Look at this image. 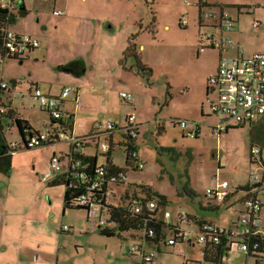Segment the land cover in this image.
Listing matches in <instances>:
<instances>
[{"label": "crops", "instance_id": "1", "mask_svg": "<svg viewBox=\"0 0 264 264\" xmlns=\"http://www.w3.org/2000/svg\"><path fill=\"white\" fill-rule=\"evenodd\" d=\"M71 1H73V3ZM76 1H78L77 5ZM22 2L24 4V11H22V8V10H19L20 13L18 10L14 11L10 17L11 20L9 28L18 33H29L37 36L40 39L41 44L37 48H32L24 57H6L1 63L3 77L10 81H17L14 88L10 92H7V94L6 92L0 93V100L10 106L8 109L11 110V118L9 119V123L6 124L7 129L11 124H15L16 118L28 120L32 127L36 130L43 131L53 129V122L50 114L40 108L36 97L34 98L31 96L30 92L33 93L36 87H40L44 93L60 97L61 91L66 84L74 85L77 88V91L72 92L68 98L62 100L65 121L68 124V134L72 135V137L77 140V138L86 137L87 135L100 131H96L94 129V123L96 121L102 122L103 128L101 130L105 129L104 127L109 119L115 122L116 129L112 135L115 145H113L111 150L110 160L118 167H126L128 169L126 171L127 173L124 183L116 186L114 185L115 194L112 195L114 198L113 200L110 198V200L114 203L121 202L124 194L127 191L132 190V184L142 183L151 185L147 182L146 177L138 179V176L135 175L132 177L134 174L128 172L130 169L132 171L138 170L132 167H127L126 154L121 145L126 140L125 127L127 124V116L130 114H136V122L139 126V136L135 143L138 148L139 157L145 163L147 158L143 156V152H141L139 148V142L143 139L144 135L149 132L146 125L149 123L156 125V135L160 138L158 140L160 148H157L158 152L155 154L156 162L161 160L160 156L163 155V153H161L163 151H170L175 159H179L183 152L189 154L192 158L193 153L190 148L187 147V149H184L179 145L182 139L191 137L188 135L187 129L180 126L179 120L187 119L190 121L204 119L203 117H210V113L213 112L211 102L217 100L219 93L217 87L210 84L209 79L211 75L218 71L222 55H238V50L236 48L222 51L211 45L207 34L216 33L219 35L220 30L218 27L205 26L201 22L200 15H202V8L200 10L198 0L184 1L187 7L194 10V13L195 11L198 12V24L196 23L192 25L196 30V40L194 42L196 55L183 58V64H186L183 68L182 65H177V60L180 61L181 58H177L176 61L175 59H172L174 63L177 62L174 64L175 70L167 69L158 73L155 72L154 68L148 62L139 57L141 63L143 64L142 68L151 74L149 77L143 75L141 76L139 72H137L135 66L138 64V60L135 57H124V52L129 44L132 34L136 35L134 41L137 46L136 50L139 56V49H143L146 46L145 43H139V40L143 37L147 30L137 18L130 20L127 15L123 16L119 11L117 14L113 13L112 9L109 7L105 8L103 6L104 0H23ZM207 2L210 6L215 7V10L217 11L221 9L219 6L223 5L225 6L224 8H227V6L234 8L233 6H236L238 14H242L241 12L244 10L251 13L253 20L251 22L252 28L250 29L252 31L250 30L248 33H245L244 25H237L240 19L230 14L235 23L234 30L230 32V36L236 44H240L243 47L245 55L258 51H264V0L254 6V8L250 5L229 3L223 0H207ZM99 3L100 6L102 5L100 8L102 11L97 14L95 9ZM152 6H155V0L154 3H152ZM238 6L242 7L239 8ZM56 10H62L63 13L57 15L55 14ZM150 11H152L151 13L155 19V24L151 22L150 25V31L153 32L157 31L158 26L161 23L156 12L160 11L156 8H151ZM181 18H179V24ZM255 20L259 21L257 27L253 26ZM50 24H55L53 32H50L48 29V25ZM190 24L191 23L189 21L187 25L189 26ZM166 27H168V25H166ZM97 37L104 38L105 41L112 43L111 46L113 48L114 59L108 65L105 64L102 66L104 69L103 75H101L100 71L96 67L90 66L89 68V61L87 59H92V56L94 58V52H97ZM91 48L93 49V52ZM52 52H56L57 54L55 58L56 60L53 62H55L59 68L65 69L64 75L66 79L65 83L61 85V89L58 92H54L42 87L40 81H31L32 83L30 82L28 89V97L33 98L37 104H32V100L30 104L23 106L22 109L13 105L15 100L13 90L18 85V79L17 76L14 75V71L13 73L9 72L8 67L12 66L17 68L16 59H19L20 63L27 60L47 63L49 62L48 59L51 58ZM132 58L134 59V63L130 64V59ZM167 59L168 58H163V60ZM73 61H76V63H74L71 68L64 67ZM113 69H118L119 72L115 74L114 77L124 84L122 85V89L116 92L118 97L117 100H121L123 105H125L124 103L128 105L126 112L120 119L121 122L115 121L114 119L104 115V113H106L104 108L108 109L112 114L117 113L114 112L112 107V104L117 102L112 98V91H108L109 78L112 79L113 77ZM6 72L9 73V75H6ZM177 72H180L182 77V80L179 83H176L173 79V74H179ZM152 78H154L155 81L160 82L163 80L165 87L164 91L159 89L154 93V95L152 94L153 104L148 107L140 100L141 93L138 86H146L145 79L147 82H150ZM129 81H135V83H127ZM193 85H195L196 88L193 87ZM87 88L89 89L90 94L84 96L83 93L84 91H87L85 90ZM121 91L132 92L134 95V102L129 103L124 101L120 97ZM93 95L104 96L101 97L103 102H101V99H98L103 108L96 107L97 105L92 101L88 108L85 109L83 107V97H91ZM4 96H6L8 101H6ZM25 96L26 94L22 93V97ZM94 107L98 108V115H94L93 113V119L88 120L87 114L92 111L94 112ZM178 108L182 111L178 110ZM85 112L87 113L83 115ZM263 119L264 116H260L257 120H253L254 122H249L252 124L251 126L255 127L260 124ZM192 124L193 123L191 122V125ZM193 125L196 126V124ZM260 127L261 125H259V128ZM11 132H13V128L11 129ZM198 133L199 135L194 136V138L200 137L202 133L201 125H199ZM262 139L263 131H261L259 138L252 139L250 142V151H248L252 162L250 172L255 171L261 174L258 182H250L249 174L248 181L246 183H236L237 181L235 183H231L228 179H220L219 174L215 175L217 183L219 181L228 180L231 185V194L223 202L218 203L214 199L208 197L206 195V190L208 188L205 190V193L197 191V183H195L191 178L189 169H185L186 175L189 176L188 180L183 181L181 187H178V185L176 187L177 192L174 198L179 200L180 204L177 205L178 209L175 214H173V211L169 208L173 199L152 185L161 194L168 197V204L161 209L163 210L162 214H164L165 210L171 212L169 217H165V221L174 226L191 230V240H179L175 244H170L169 240L173 237L174 232L169 229L165 230L166 232H163L161 235L162 237H160L158 241L143 237L141 232L138 230H130L127 231L126 234H122L125 238H123L124 240L120 243V251L117 252L111 247V242L109 240L110 238H115L116 236L103 235L96 230L97 228L93 227L94 232H87L88 237L84 241H78L74 237L68 239L61 236L58 243L56 235L50 233L47 235L43 232H40L39 234H32L33 230L38 232V230L36 231L35 229L32 231L30 229V232H27L25 229L26 225L29 224V221L24 218H22L23 225L19 228L8 226V223H5L6 218L3 214L4 210L0 207V264H34V261L40 264H74L78 260H87L89 264H115V260H122L125 264H141V254L130 253L131 246L135 243L141 245L142 251H155L161 264L163 263L160 256L161 254L172 255L174 253H177V255L181 257V261L178 264H211L207 262L206 259L207 246L196 241V235L199 231L198 223L201 221H212L224 225L232 232V230H236V226L233 223L236 221L242 208V199L244 197L254 195L264 201V147L261 144ZM62 141L64 140L54 142L55 144L52 143L55 148L52 152V156L59 155L61 159L62 172L65 173L68 171L70 165V158L68 157V154L70 152L71 144L70 141L67 140L69 143L66 145L67 149L61 151L57 148ZM94 141L96 142L97 154L87 151V147L92 144V141L89 139L86 141V147L84 146L82 148L83 154L96 156L100 165L107 163L108 158L99 150L97 141ZM101 141H104V139L102 138ZM252 146H259L262 150L261 154L257 158L253 157L251 154ZM118 147H121V150L124 152V163H120L115 159L114 152ZM248 148L249 147H247V150ZM99 153L104 156L103 160H100L98 156ZM65 160L68 161L66 162ZM162 170L163 168L161 167L160 171ZM127 176H129L128 183L126 181ZM44 179L50 181V179L46 178V174ZM240 186H249L250 188L242 189L239 188ZM191 190L193 194L189 193ZM190 201L192 203H190ZM196 203L198 206H196ZM226 212H228L231 216L230 220H228L227 217H224L227 214ZM71 223L73 224V221H71ZM64 225L67 224L61 225L62 230ZM89 227L91 230V226ZM70 229L73 233L77 232L74 226L70 225ZM65 231L70 232V230H63V232ZM42 234H45V237H42ZM34 235H38L42 238L40 242L35 243ZM125 235L134 239V243L125 247V240H127ZM229 237L230 240L232 239L233 241L229 242L228 246H225L226 249L222 257V262L224 264H264V256L257 257L241 251L236 245L238 244L236 236L230 235ZM70 240L71 242L74 240V246L77 251L74 252V249L70 248ZM112 245H114V242H112ZM84 246H86L83 248L85 250L81 251V248ZM34 248L38 251L37 260H35V257L33 259L30 257L32 253L35 256ZM125 248H127L130 257H133L127 258ZM92 250H94L93 258L85 257L88 255L91 256ZM233 252L241 255L243 257L242 261L239 263L230 262L228 260V256Z\"/></svg>", "mask_w": 264, "mask_h": 264}, {"label": "rangeland", "instance_id": "2", "mask_svg": "<svg viewBox=\"0 0 264 264\" xmlns=\"http://www.w3.org/2000/svg\"><path fill=\"white\" fill-rule=\"evenodd\" d=\"M184 1L185 0H155V6H152L154 0H104L103 6L112 9L113 13L117 14L119 11L123 16L127 15L130 20L137 18L138 21L145 26L147 32L140 38L139 43H145L146 46L143 49H139L140 57L148 62L154 68L155 72L158 73L167 69L175 70L174 64L177 62V65H182L183 68L186 65L183 64V58L196 55L194 50L196 30L192 25L196 23L198 24V12L195 11V14L194 10L187 7ZM223 1L250 5L254 8V6L263 0ZM71 2L73 3V1ZM77 4L78 1H76V5ZM101 7L102 5L100 6L99 3L95 9L97 14L102 11L100 9ZM233 7L234 8L227 6L224 11H227L232 16H236L240 19L237 25H244L245 33H248V31L251 30L250 28H252V14L245 10L241 12L242 14H238L237 7ZM151 8H156L160 11L156 12L161 21L157 31L153 32L150 31V25L151 22L155 24V19L151 13L152 11H150ZM18 12L20 13L19 10ZM182 14L188 22L190 21L191 24L189 26H182L179 24V18L182 17ZM54 25L55 24L48 25L50 32L54 31ZM166 25H168V27H166ZM96 41L98 43V49L97 52L95 51L96 53L94 52V58L93 56L92 59L87 58L89 61L88 65L89 68L90 66L96 67L101 75H103L104 69L102 66L105 64L108 65L114 59L113 48L111 46L112 43L105 41L104 38L100 37H97ZM91 50L93 52L92 48ZM56 56V52H52L51 58L48 59L49 62L47 63L36 62L33 60H27L20 63V60L16 59L17 68L12 66L8 67L9 72L13 73L14 71V75L17 76L18 79V85L13 90L15 96L13 105L22 109L23 106L30 104L32 100V104H37L33 98L28 97V89L31 81H40L42 87L54 92H58L61 89V85L65 83L66 79L64 75L65 69L59 68V66L53 62L56 60ZM163 58L168 59L163 60ZM177 58H181L180 61H178ZM172 59H175V61L177 60V62L174 63ZM130 60V64L134 63L133 58ZM135 67L141 76L149 77L151 75L145 69L140 68L138 64H136ZM113 70V77L112 79L109 78L108 91H112V98L117 102L112 104L114 112L117 113L112 114L108 109L104 108L106 110L104 115L119 122L126 112L128 105H126V103L123 105L121 100H117L118 97L116 92L120 91L124 84L114 77V75L119 72L118 69ZM177 73L179 74H173V79L176 83H179L181 82L182 77L180 72ZM6 75H9V73L6 72ZM127 83H135V81H129ZM145 83L146 86H138L141 93L140 100L150 107L153 104L152 94L154 95L159 89L164 91L165 86L163 80L161 82L155 81L154 78H152L150 82H147L145 79ZM65 86L74 85L66 84ZM193 87L196 88L195 85H193ZM85 90L87 91H84V96L90 94L88 88ZM22 93L26 94V96L22 97ZM4 97L6 99V96ZM101 97L104 96L93 95L91 97H83V107L85 109L88 108L92 101L97 105L96 107L101 108V103L98 101ZM6 101L8 100L6 99ZM101 102H103V99H101ZM96 107H94V112L92 111L87 114L88 120L93 119V113L94 115H98V108ZM178 110L182 111L180 108H178ZM86 113L87 112L83 113V115ZM203 118L204 119L190 120L193 124L198 123L201 125L202 133L200 137H186V139H182L179 144L184 149H187V147L190 148L193 153L192 158L189 154L183 152L179 159H175L170 151H163L161 152L163 155L160 156L161 160L157 162L155 161V154L158 152L157 148H160V143L158 142L160 138L156 135L157 127L155 124H146L149 132L144 135L143 139L139 142V148L141 152H143V156L147 158L146 167L137 171H132L131 169L128 171L129 173L134 174L132 177L135 175L138 176V179L146 177L148 183L169 195L173 199V202H171L169 206L173 211V214H175L178 209L177 205L180 204V201L174 198L177 192L176 187L177 185L178 187H181L183 181L188 180L189 178L185 173V169H189L191 178L197 183L196 189L199 192L201 191V193H205V190L209 187H216V174H219L220 179H228L231 183H235L236 181V183H246L248 181V174L252 168V162L248 152L250 151V142L254 138H259L261 131H263L261 144L264 147V119L255 127L251 126L252 124L250 122H246L243 127H234L237 125V121L231 119L225 114L220 115L213 111L210 113V117ZM11 125L8 129H5L7 140L11 143L15 141L22 142L23 139L18 127L16 124ZM259 125H261L260 128ZM12 128L13 132H11ZM216 128L220 129L221 133L216 132ZM53 144L49 146L18 149L12 155L11 172L5 173L0 171V207L4 210L3 214L6 218L5 223H8V226L19 228L23 225L22 218H24L29 221V224L26 225L25 229L27 232H30V229L31 231L33 229L36 231L38 230V232L33 230L32 234L43 232L47 235H49L48 233L56 235L58 243L61 236L68 239L74 237L78 241H84L88 237L87 232H94V225L92 219L88 217V211L84 209L65 208V183L52 184L50 182L51 180L44 179L46 172L50 170V159L52 152L55 149ZM68 144V141L64 140L59 144L57 149L64 151L67 149L66 145ZM247 147H249L248 150ZM87 151L97 154L95 141L87 147ZM114 155L116 161L124 163V152L121 150V147L116 149ZM98 156L100 160L104 159L102 154L99 153ZM65 161L67 162L68 160ZM161 167L163 168L162 171H160ZM128 178L129 176H127V183L129 182ZM113 198L114 197H111V200H113ZM190 203L192 202L190 201ZM196 206H198L197 203ZM226 213L227 214L224 217H227L228 220H230L231 216L228 212ZM71 221H73V224ZM63 224L74 226L77 232L73 233L71 229L70 232H63L61 229V225ZM89 226H91V230ZM6 231L8 232L7 229ZM123 233L126 234V232ZM45 234H42V237H45ZM125 236L127 237V235ZM34 237L35 243L40 242L42 239L38 235H34ZM109 240L111 242V247L117 252L120 251V243L124 239L116 236ZM73 241L71 242L70 240V248H73V251L75 252L77 250ZM112 242H114V245H112ZM131 243H134V239L127 237V240H125V247L129 244L131 245ZM85 247L86 246L82 247L81 251L85 250L83 249ZM36 248H34L35 256L32 253L30 256L31 259L35 257V260H37L38 258V251ZM127 248H125L127 258L133 257H130ZM93 253L94 250H92L91 256L88 255L85 257L93 258ZM160 256L163 262L162 264H178L181 261V257L177 255V253L172 255L161 254ZM242 259L243 257L236 254V252H233L228 256L230 262L239 263ZM34 264L40 263L34 261ZM74 264L89 263L87 260H78ZM115 264L125 263L122 260H115Z\"/></svg>", "mask_w": 264, "mask_h": 264}, {"label": "built area", "instance_id": "3", "mask_svg": "<svg viewBox=\"0 0 264 264\" xmlns=\"http://www.w3.org/2000/svg\"><path fill=\"white\" fill-rule=\"evenodd\" d=\"M23 0H0V11H7L8 21L0 26V70L1 63L6 57H24L29 53L32 48L40 46L41 42L37 36L29 33H18L9 28L10 17L15 10L20 9V3ZM48 1V0H45ZM188 1V0H187ZM206 0H200L204 3ZM205 9V10H204ZM201 15V22L208 27H218L219 35L216 33H209L208 40L211 45L222 51H227L231 48L238 50V55H222L218 71L211 75L209 82L218 89V98L211 102V108L214 112L222 115L225 114L231 119L246 123L258 119L260 116H264V51H258L252 54L245 55L244 49L240 44H236L230 36V32L234 30V20L227 11H216L212 7H205ZM62 10H56L55 14H62ZM187 19L183 17L181 19L182 26H186ZM259 24L258 20L253 23L254 27ZM2 73V70H1ZM8 87V82L4 80L3 75H0V88ZM75 89L74 86H65L60 97L51 96L42 91L40 87L34 89L35 96L39 100L40 105L50 112L51 116L56 119L63 120V111L61 106V99L68 97ZM120 97L126 102H133L134 95L129 91H121ZM6 108L0 105V114L6 112ZM128 126L132 137L138 136V124L136 122V114L132 113L128 116ZM179 124L182 128L187 129L188 135L194 137L196 131L199 129V124L191 125V122L187 119L179 120ZM103 128V124L100 121L94 123V129L96 131ZM105 129H113V122L108 120ZM216 132L221 133V130L216 128ZM69 140L71 147L69 154H78L82 148H80L77 140L72 135L67 134L63 130H43L38 133H34L27 137L26 143L13 142L12 146L16 150L21 148H31L42 145L48 141ZM100 147L103 151H107L109 145L106 142H101ZM14 151V152H15ZM262 150L259 146L251 147V154L257 158L261 154ZM70 165L73 169H78L81 166L82 161L80 159H72L70 155ZM102 165V164H101ZM139 167H144L143 162H139ZM69 170V169H68ZM101 173L102 170H99ZM62 165L59 155H53L50 160V170L46 173V178L52 180L61 175ZM126 174L119 173L118 177H125ZM261 174L255 171L249 173L250 182L256 183L260 180ZM113 182L117 181L116 176L112 178ZM99 185L98 181H95L93 187ZM193 194V192H189ZM231 193V186L228 180L219 181L216 187L208 188L206 195L210 198L216 199L218 202H223ZM110 198L112 197L111 191L109 192ZM79 204L88 206L89 218L92 219L94 228H100L101 226H108L112 224L108 221L107 217L101 214V209L91 199L84 195L80 196L78 200ZM113 202V201H112ZM114 203V202H113ZM244 211L241 213V224L235 231L230 230L232 235L236 236L238 248L241 251H248L250 246V238L255 234L264 238V226L260 225L262 215L260 214L262 209V201L258 197H246L243 200ZM150 209L156 207L155 202L149 203ZM171 215L170 211H165L164 216L167 218ZM250 217L252 221H250ZM200 229L196 235V241L199 243H206L207 240L215 242L220 241L221 233L226 229L223 225H219L212 221H204L200 224ZM63 230H70L69 225H64ZM142 236H154L155 230L153 228L145 229L141 232ZM192 239V231L179 228L177 232H174L173 237L169 240L170 244H175L179 240ZM259 243H254V247H258ZM132 252H138L142 256L141 264H161L157 258L155 251H142L139 244L135 243L131 246Z\"/></svg>", "mask_w": 264, "mask_h": 264}, {"label": "trees", "instance_id": "4", "mask_svg": "<svg viewBox=\"0 0 264 264\" xmlns=\"http://www.w3.org/2000/svg\"><path fill=\"white\" fill-rule=\"evenodd\" d=\"M199 1L200 0H198V5L200 6V10L202 8V12L205 7H213L208 4L207 0L204 3H201V2L199 3ZM224 7L225 6L220 5L219 8L221 9L219 11H224L225 10ZM238 7L241 8L242 6H238ZM213 8L216 9L215 7ZM19 10H22V9H19ZM22 11H24V9ZM200 20H201V15H200ZM7 21H8L7 11L1 10L0 11V26ZM180 25H182L181 20H180ZM135 36H136L135 34L131 35L129 44L124 52V57H128V56L135 57L138 60V65L140 66V68H142L143 64L141 63V60L139 58L140 56L137 53V50H136L137 46L134 41ZM74 63H76V61L70 62L64 67L71 68V66H73ZM1 74L2 73L0 70V75ZM4 80L8 82V87L0 88V93L10 92L14 88V85L17 83L16 80L10 81L5 78ZM75 89L76 90H74L73 92L77 91L76 87ZM30 94L34 98L36 97L34 92L33 93L30 92ZM56 97H59V96H56ZM66 98H63V99H66ZM63 99H61L62 107H63V103H62ZM37 102L40 108H42L44 111L50 114L49 111H47L40 105L38 99H37ZM0 105L4 106L7 109L5 113L0 114V171L5 172V173H10L12 169V155L16 148L12 146L13 142L11 143L7 140L5 136L6 135L5 129H6V124L9 123V119L11 118V113H10L11 110L8 109V107L10 108V106L3 103L1 100H0ZM62 111H63V108H62ZM51 118L53 122V125H52L53 129L63 130L67 133L68 124L65 121L64 111H63V120L62 119L56 120L52 116ZM111 121L113 122V129H110V130L104 129L96 133L87 135L86 137H81L79 138V142H78V144L80 145L79 147L83 148L87 144L86 141L88 139L91 140L92 142L96 140L98 148L100 150L101 149L100 143L102 142L101 139L103 138L104 139L103 142H106L109 145V148L107 151H103L102 149L100 151L103 155H105L108 158L107 163L100 165L97 161L96 156L85 155L83 154L82 149H81V151L78 154H68V156L70 155L72 159L77 158L82 161L80 168L73 169L70 166L67 172L57 176L56 178L50 181L52 184L65 183L66 185L65 194H64L65 208L88 209V206L79 204L78 200L80 196L82 195H84L87 198H91L97 204V206L100 207L101 214L107 217L108 221L112 223L108 226H101L100 228H98V231L101 234L107 235V236H118L123 239V235H122L123 232H127L130 230H138L142 232L145 229L153 228L155 230L154 236L148 235L147 239L158 241V239L162 237L161 235L163 234V232H166L165 230L169 229L173 232H177V230L180 227L174 226L168 223L167 221H165V216L164 214H162L163 210L161 209H163L168 204L169 202L168 197L164 194H161L152 185L142 184V183L132 184L133 185L132 190L127 191L124 194L123 198L121 199V202L113 203L110 200L109 192L111 191L112 195H114L115 194L114 187L116 185H120L124 183L125 178L118 177L119 173L126 174L127 173L126 171L128 169L126 167L124 168L118 167L117 165L112 163V161L110 160L111 150L113 148V145H115L112 135H113L114 130L116 129L115 122L113 120ZM250 122H254V121H250ZM15 124L19 129V132L23 139L22 141L24 143H26L28 136L34 133H38L40 131V130H36L35 128H33L30 122L23 118H16ZM244 125L245 123L237 122V125L234 127H243ZM130 130L131 129L128 126V120H127V124L125 127L126 140L125 142L121 144L126 154L127 167H132L138 170L144 169L146 163L140 159L138 148L135 143V141L138 139V136H139V126H138V136L135 138L132 137ZM198 135L199 133L197 130L195 136H198ZM54 142L56 141H48L39 146H47ZM139 162H143L144 167H139ZM99 170H102L103 173H101ZM114 176H116L117 178V181L115 183L112 180ZM95 181L99 182V185L97 187H93V184ZM239 188L249 189L250 187L240 186ZM246 197H257V196L251 195V196H246ZM244 198L242 199V203H243ZM214 200L218 202L216 199ZM152 201L156 203V207L153 210L150 209L149 207V203ZM261 201H262V209H261L260 214L262 215V219L260 220V225L264 226V201L262 199ZM165 211H168V210H165ZM243 211H244V208L242 205V208L237 216V219L233 223L236 226L235 228H238L240 224L242 223L241 213ZM252 218L253 217H250V221H252ZM202 222L204 221H201L200 223H198L199 225L198 229H200V226H201L200 224ZM226 229L228 228L226 227ZM230 235H232L230 230H226L221 233L220 241L218 243L212 240H207L206 243H204L207 246V257H206L207 262L211 264H224L222 262V259H223L222 257L226 249L225 246H228L229 242L233 241L232 239L230 240V237H229ZM256 242L259 243V246L255 248L254 243ZM246 252L249 253L250 255H255L257 257L259 256L263 257L264 256V238H262L258 234H255L254 236H252L250 238L249 250ZM130 253L134 254L138 252L131 251Z\"/></svg>", "mask_w": 264, "mask_h": 264}, {"label": "water", "instance_id": "5", "mask_svg": "<svg viewBox=\"0 0 264 264\" xmlns=\"http://www.w3.org/2000/svg\"><path fill=\"white\" fill-rule=\"evenodd\" d=\"M20 8H22V9L24 8L23 2L20 3ZM84 210L88 211V209H84Z\"/></svg>", "mask_w": 264, "mask_h": 264}, {"label": "flooded vegetation", "instance_id": "6", "mask_svg": "<svg viewBox=\"0 0 264 264\" xmlns=\"http://www.w3.org/2000/svg\"><path fill=\"white\" fill-rule=\"evenodd\" d=\"M17 151V150H16Z\"/></svg>", "mask_w": 264, "mask_h": 264}]
</instances>
